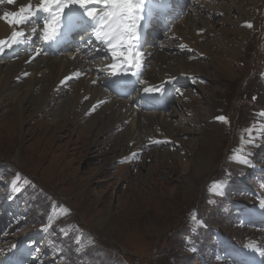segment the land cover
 Here are the masks:
<instances>
[{"label":"rangeland","instance_id":"374dc122","mask_svg":"<svg viewBox=\"0 0 264 264\" xmlns=\"http://www.w3.org/2000/svg\"><path fill=\"white\" fill-rule=\"evenodd\" d=\"M190 1L172 31L143 52V91L183 83L176 101L153 111L144 100L134 107L140 91L118 99L100 86L105 78L91 69L110 74V63L91 66L70 46L69 36L79 41L88 31L62 35V20L46 39L43 21L51 16L42 12L15 29L0 27V83L11 76L15 86L32 81L34 89L22 123L14 119L10 92L0 100V255L14 254L23 264H264V230L246 227V217H235L236 226L231 219L236 208L264 202V0L248 6L244 0ZM17 2L33 10L39 3ZM13 4L0 0V9ZM68 8L63 16L71 8L84 11ZM61 44L67 47L59 52L48 49ZM77 60L88 72L84 78L45 89L50 63ZM159 74L163 82L155 81ZM67 89L124 107L102 124L79 117L75 108L66 124L63 116L61 124H51ZM54 93L62 96L33 115L35 103ZM109 123L119 125L116 134H104ZM119 136L130 141L114 159Z\"/></svg>","mask_w":264,"mask_h":264},{"label":"bare ground","instance_id":"6f19581e","mask_svg":"<svg viewBox=\"0 0 264 264\" xmlns=\"http://www.w3.org/2000/svg\"><path fill=\"white\" fill-rule=\"evenodd\" d=\"M35 2H39V0H35ZM251 2H252V0H244V3H245L246 6L250 5ZM23 4H25V3L17 2V3H14L13 5H7V6L3 7V8H1L0 9V17H2L3 14L6 13V12H17V11H19L20 6H22ZM0 27H10L11 29H15L16 25H11V24L7 23L6 20L0 19ZM47 68H48L47 72H48V76H49L48 79L49 80H47V79L45 80L46 81V86H45L46 90H49L52 87L53 83H55V82H56V84L61 83L63 81L68 82L70 80V78H74V80L77 81V80H80V79L84 78L85 75L88 74L87 70L85 69V65L82 64V61H80V60H77L75 63L71 62L69 64L52 62V63H50L48 65ZM30 70H31V72L35 71L34 68H31ZM1 80H2V82L0 83V100L2 98L3 92H5V91H8V93L10 92L9 94L12 95L11 97H12V100H13V104L15 105L14 109H16L15 110V114L16 115L14 114L15 115L14 119H16L15 121H18V122L22 123L24 121V118H23V113H24L23 112L24 111L23 105L26 104L27 102H29V100H31L30 98L32 97V94L34 93V89H32V86H31L32 85V81L27 82L28 84H24L23 86L20 85L19 87H17L14 84L10 83L9 80H11V81L14 80L11 76H9L8 78L3 77ZM164 80H165V77L162 74H159L158 76L155 77V81L156 82H163ZM36 83H38L39 86L41 87V80L40 79L37 80ZM29 86H31V87H29ZM55 88H59V87L55 86ZM96 89H98V88H96ZM67 91H68L67 95H63V96H66V97L64 99L63 98L59 99V102H60L59 107L54 108V110L52 111L51 124H61L59 122L62 121V120H60L62 116H63L62 119H64L63 122H65V124H66L65 119H66V117L68 115V112H70L69 108H75L74 110L78 109L80 111L79 117L85 116L86 120L90 119L94 124H102L103 120H105V118L110 116L111 112L114 109L120 111L124 107L123 104L118 103L119 101L118 102H116V100L110 101L107 97H100V96H98L96 94L90 95L86 91L80 97H76L74 95L75 94V90L74 89H67ZM55 93H56V91H55ZM55 93L52 96L51 95L50 96H48V95L43 96L42 99L40 101H38V103L34 102L35 103V108H34V111H33V115L36 114L37 112H40L43 109H47L48 107L44 106L46 102H53V101H56V100L58 101L57 97L59 95L62 96V94L55 95ZM71 94H73V96H71ZM70 98H72V100L75 103V105H73L72 107L68 106V104L70 103L69 102ZM93 108H95V111H92ZM45 124L46 123H44V125ZM118 126L119 125H116L114 123H109V124H107V126H105L103 132L106 135H109V134L110 135H114V134L117 133L116 129H117ZM142 128L143 127L141 126L139 130H141ZM219 128H220V125H219V122H218V124H216V126H214V132H212V134H215ZM86 133L89 134L90 131L88 129H86ZM79 134H80V132H79ZM27 138H29V137L27 136ZM209 138H213V136L210 134ZM129 139L130 138L128 137V139L126 141L121 136H119V137H117L115 139L116 140L115 143L117 144V146H116V148L113 151L114 159L122 158L124 153L127 151L126 147H127V144L130 141ZM206 162H202L200 164V166L205 167L206 166ZM211 162L212 163H210V165H213V163H214L213 160H211ZM102 219H103V221H102L103 223H105V224L109 223L107 218L104 217ZM70 220H67L64 225H68L69 226V221ZM51 221H52V219L50 218V222ZM98 221L99 220H97V222ZM98 228L102 232L105 230V228L102 227L100 224H98ZM111 231L114 232L115 229L111 230ZM108 235H109V233H108Z\"/></svg>","mask_w":264,"mask_h":264},{"label":"snow or ice","instance_id":"6c2138e0","mask_svg":"<svg viewBox=\"0 0 264 264\" xmlns=\"http://www.w3.org/2000/svg\"><path fill=\"white\" fill-rule=\"evenodd\" d=\"M14 2L15 0H7L8 4H13ZM70 5H76L80 9H83L86 17L97 23L103 22L101 27L106 26L109 29L108 32L103 33V36L110 35L109 39L103 40V36L99 32L96 34V39L107 44L113 61L120 59L124 63L131 65L133 63V56L135 55L134 62L139 66L140 53L136 52L133 54L130 50L131 45L129 42L139 39L137 28L142 17L138 16L137 13L143 11L141 6L144 5V0H139V3H134V0H39V3L35 6V10H33L32 4L29 3L21 6L17 12L4 13L0 19L6 20L11 25H23L28 22L30 17H34L37 13L50 14L51 18L43 21V31L47 39V34L53 30L55 25L61 26L65 9ZM98 6H102L100 11H97ZM248 27H252V25L249 24ZM35 31L36 29L33 28V32ZM19 35H22V33H12L14 38ZM113 40L116 43H113ZM4 43L5 41H0V53L5 51L3 47ZM13 43H16V41L14 40ZM118 46L121 48L120 51H116ZM124 47H128L129 50L124 51ZM180 47L183 48L184 46L181 45ZM120 66L122 65L115 63L110 65L113 70L112 75H116V69ZM159 91V89L155 88L144 89L145 93ZM92 111H95V108ZM217 119L225 121L223 116L217 117ZM155 143H161V141H155ZM261 208L264 209V202L261 203ZM16 248L17 245L13 244L12 249ZM248 248L252 251H257L254 245H249ZM0 253H2V250H0ZM260 254L264 255V251H261Z\"/></svg>","mask_w":264,"mask_h":264},{"label":"built area","instance_id":"2783aa9c","mask_svg":"<svg viewBox=\"0 0 264 264\" xmlns=\"http://www.w3.org/2000/svg\"><path fill=\"white\" fill-rule=\"evenodd\" d=\"M235 194H237V193L234 192L233 195H235ZM241 211H242V210H240L239 207H238V208H236L235 212L232 214L233 216H232L231 219H232V222H233L234 226H236V219H235V217H242V215H241ZM245 226H246V227H248V226H251V227H252V226H257L260 230H264V228H261V224H260V223H254V224L252 225V224L246 222Z\"/></svg>","mask_w":264,"mask_h":264}]
</instances>
